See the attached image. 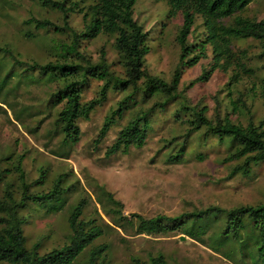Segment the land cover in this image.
<instances>
[{
    "label": "rangeland",
    "instance_id": "374dc122",
    "mask_svg": "<svg viewBox=\"0 0 264 264\" xmlns=\"http://www.w3.org/2000/svg\"><path fill=\"white\" fill-rule=\"evenodd\" d=\"M168 8L165 0H138L134 11V17L149 32L151 50L146 56V67L166 80H170L179 60L176 35L182 23L181 14L167 17ZM243 14L264 19V0L253 2ZM33 17L63 23L61 12L44 7L39 0H0V46H11L20 53L21 59L45 63L53 58L51 38L56 34L37 30L33 24L26 23ZM82 24V14L71 15V26L81 29ZM28 32L34 37L26 36ZM113 41V37L102 34L86 41L82 49L97 61L101 47H105L107 58L113 64L112 69L121 72V66L116 63L119 55ZM234 49L242 55L246 66L254 70L252 75L245 74L239 82L232 83L231 69L226 72L216 69L208 81L185 90L202 69L210 65L212 55L209 48L208 58L187 68L183 74L179 99L188 98L190 105L207 106L209 117L218 110L230 113L234 120L246 124L249 116L247 109L240 105L241 97L250 108L254 121L259 123L264 119L262 44L252 39L236 41ZM244 49L246 53H242ZM11 67L12 63H7L5 69ZM4 70L0 73V80L8 71ZM11 80L14 82H8L4 91L8 103L0 102V168L12 169L19 156L24 154L23 166L30 183L39 179L40 168L44 167L47 171L44 182L32 186L31 191H48L60 173H68L66 185L73 186V191L66 196V203L58 211H49L35 203L28 204L23 210L26 217L23 227L29 247L40 243V252L43 253L69 243V213L79 198L85 196L89 202L86 217L97 218L105 233L87 247L73 264H87L90 252L100 244H107L108 249L98 257V264H133V256L148 261L150 256L160 253L165 256V264H239L227 254L226 257L211 249L207 239L202 243L181 231L160 236L141 234L136 219L131 220L129 215L140 213L148 218L176 216L210 205L232 208L264 202V162L256 165L250 176L240 173L231 175L238 161H224L229 153L227 144H220L214 137L203 140L201 136H193L187 142L185 155L180 162H168L167 156L177 150L169 141L174 136L182 135L186 129V125L174 115L178 102L169 105L165 113L159 110L154 115L152 129L143 147L134 146L127 154L108 156L107 150L133 113L156 100L152 98L149 102L134 105L96 142L106 116L122 96L119 92H111L108 100L98 106L88 119L81 118L80 141L74 146L65 145L62 136L53 131V120L61 104L55 108L49 107L50 95L56 83L46 80L27 83L23 79L17 84V76ZM101 84L98 79H91L83 92V101L93 99ZM14 110L22 111L23 122L16 120ZM180 117L184 118L183 115ZM198 154L202 157H198ZM9 155L11 159H7ZM97 184L104 186L124 204L126 220L114 221L106 213L110 204L104 195L103 203L98 200L100 191ZM219 224H213L206 237L217 230ZM234 248V245H228L227 251Z\"/></svg>",
    "mask_w": 264,
    "mask_h": 264
},
{
    "label": "trees",
    "instance_id": "16d2710c",
    "mask_svg": "<svg viewBox=\"0 0 264 264\" xmlns=\"http://www.w3.org/2000/svg\"><path fill=\"white\" fill-rule=\"evenodd\" d=\"M39 1L44 7L61 12L63 18L62 24L35 17L26 20V23L33 24L37 30L53 31L56 34L51 38L53 58L45 63L38 60L30 62L21 59L20 53L11 46H0V73L7 63H12L10 69L4 70H8L4 76L2 73L0 102L8 103L4 91L8 82H14L11 80L14 76L18 78L17 84L23 82V79L27 83L42 80L56 83L57 86L50 95L49 107L55 108L60 104L61 107L53 120V131L62 136L65 145L74 146L81 138L79 120L88 119L98 106L108 100L111 92L122 93V96L106 116L96 142L123 119L134 105L155 98L153 104L133 113L107 150L108 156L127 154L134 146L143 147L152 129L154 115L159 110L165 113L169 105L178 102L174 115L186 125V129L182 135L174 136L169 141L177 150L167 156L168 162L177 163L183 159L187 142L193 136H201L203 140L214 137L220 144H227L229 153L224 161H238L231 170V175L240 173L250 176L254 167L264 162V119L256 123L250 108L241 97L240 105L247 109L249 116L246 124L234 120L230 113L218 110L209 117L207 106L190 105L188 98L179 99L183 74L187 68L208 58L209 48L212 55L210 65L204 67L185 90L208 81L216 69L224 72L231 69L232 83L239 82L245 74L254 73L242 61V55L237 54L234 47L236 41L252 39L262 44L264 54V19L243 14L257 0H165L169 6L168 18L182 15V23L176 35L179 60L170 80L151 73L146 67V56L151 47L149 32L134 17L138 0ZM77 13L82 14L81 29L70 25L71 15ZM102 34L113 37V46L119 55L116 63L121 66V72L112 69L113 64L107 58L105 47H101L97 61L82 49L86 41ZM25 35L34 37L30 32ZM241 51L247 52L246 49ZM91 79L102 82L101 87L93 99L83 101V92ZM236 108L238 110L237 106ZM14 115L17 121L23 122L22 111L14 110ZM181 115L184 116L183 119ZM197 156L202 157L201 154ZM11 157L9 155L7 159ZM24 159V154L19 156L14 170L0 168V264H73L87 247L104 235V228L98 224L97 218L86 217L89 202L83 196L72 206L68 216L71 231L69 243L43 253L40 252V243L29 247L23 227L26 223L23 210L28 204L35 203L49 211H58L66 203V196L73 191V186L66 185L69 174L60 173L48 191H31L32 186L44 182L47 171L44 167L40 168L39 179L30 183L23 166ZM97 189L100 191L98 200L103 203L104 195L110 204L106 213L114 221L126 220L124 204L104 186L97 184ZM129 216L131 220L136 219L141 234L160 236L181 231L202 243L207 239L211 249L227 254L239 264H264V202L232 208L210 205L176 216L157 215L148 218L140 213ZM218 223V229L206 237L210 227L213 224L217 226ZM228 245H234L235 248L227 251ZM107 249V244L95 246L87 264H98V257ZM132 262L165 264L166 260L160 253L150 256L148 261L133 256Z\"/></svg>",
    "mask_w": 264,
    "mask_h": 264
}]
</instances>
